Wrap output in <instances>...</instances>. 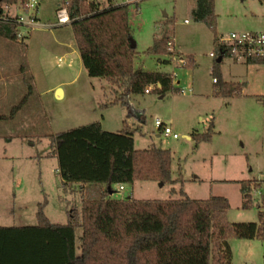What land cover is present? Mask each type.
Instances as JSON below:
<instances>
[{
  "label": "rangeland",
  "instance_id": "obj_1",
  "mask_svg": "<svg viewBox=\"0 0 264 264\" xmlns=\"http://www.w3.org/2000/svg\"><path fill=\"white\" fill-rule=\"evenodd\" d=\"M124 1L129 3L136 41L134 67L174 70V85L179 79L182 86L189 83L191 89L185 93L169 90L163 95L155 91L128 93L126 101L112 102L122 98L125 85L89 76L71 25L55 22L57 3L66 4L67 0H38L37 9L28 8L26 3L6 7L12 15L31 16L36 21L22 22L16 41L0 37V74L4 75L0 78V100L18 102L26 92L21 67H28L34 84L32 94L17 112L19 117L16 114L17 118L0 121V224L36 223L40 204L45 205L53 222H66L69 209L79 211L84 186L62 181L51 134L96 120L105 130L133 129L136 149L167 148L172 155L173 182L160 185L159 181L135 178L123 183L122 190L119 183H113L116 190H110L111 197L223 195L230 202L225 213L228 221H258L257 210L264 207V61H237L225 55L219 65L221 80L244 84L239 92L218 94L219 85L211 74L215 57L209 55L214 32L190 17L194 0ZM214 10L218 36L229 31L264 30V0H215ZM168 33L181 52L175 44L171 48L167 44L159 54L145 52L154 38ZM186 54H192L196 62ZM179 56L185 58L184 63L178 61ZM58 57L65 58L62 65H57ZM57 84L65 90L62 97H56ZM26 112L34 113L35 118L25 116L34 124H23L21 115ZM157 117L178 137L157 129ZM211 121L215 133L209 141L197 143L191 133L207 131ZM244 179L253 180L254 204L249 208L241 205L240 181ZM81 234L82 228L76 227L77 252ZM227 241L231 264H264L260 237L229 234Z\"/></svg>",
  "mask_w": 264,
  "mask_h": 264
},
{
  "label": "trees",
  "instance_id": "obj_2",
  "mask_svg": "<svg viewBox=\"0 0 264 264\" xmlns=\"http://www.w3.org/2000/svg\"><path fill=\"white\" fill-rule=\"evenodd\" d=\"M28 1L0 0L1 38L18 40L23 23L19 15L10 14L6 7ZM214 5L215 0H194L190 17L214 32L215 60L211 74L219 85L217 93L227 95L231 90L239 92L244 82L221 80L219 65L227 49L218 39ZM66 6L87 74L125 85L122 98L112 102L126 101L128 93H143L146 88L162 95L177 90L171 73L134 67L136 47L130 41L133 34L128 2L101 5L98 0H67ZM172 39L171 33L160 35L145 52L159 54ZM219 56L221 60L217 61ZM256 60L259 59L247 62ZM27 69H20L26 92L18 102L0 100V121L17 118L18 110L32 94L33 77ZM8 107L9 112L4 113ZM25 116L34 117V113L21 115L24 125L34 124L25 120ZM213 133L211 121L207 131H193L191 135L198 143L209 141ZM133 134L128 127L105 130L97 120L52 133L62 181L84 186L80 209L67 210L66 222L60 223L51 221L45 205L40 204L36 223L0 224V264H231L229 234L260 237L264 241V207L257 210L258 221H228L225 213L230 202L223 195L192 198L182 194L167 199L111 197L107 186L113 183L133 182L135 178L174 181L170 150L136 149ZM252 184L251 179L240 181L243 208L254 204ZM76 227L82 228L79 252Z\"/></svg>",
  "mask_w": 264,
  "mask_h": 264
},
{
  "label": "built area",
  "instance_id": "obj_3",
  "mask_svg": "<svg viewBox=\"0 0 264 264\" xmlns=\"http://www.w3.org/2000/svg\"><path fill=\"white\" fill-rule=\"evenodd\" d=\"M101 5H110L124 3V0H98ZM66 3V2H65ZM38 0H29L26 3L28 8L36 9ZM57 20L56 24H65L69 21V15L67 11L66 4L60 3L56 8ZM19 20L28 23H34L36 20L31 16L25 17L19 15ZM20 35V33L18 34ZM219 42L224 44L227 49V54L234 58L237 61H248L249 59H259L264 61V30L263 31H229L221 33L218 37ZM173 41H168V45L171 48ZM211 56H214L213 51L210 52ZM179 62L184 63L185 58L183 56L177 57ZM65 61V58L58 57V63ZM174 75V73H173ZM172 75V77H173ZM213 81H216V78H213ZM176 86V85H175ZM177 91L185 93L186 90H190V86H182L180 83L176 86ZM149 88L145 89V92H148ZM155 124L157 129H162V133L165 135H172L173 137H178V133L172 131L171 127L163 121L161 118L155 119ZM108 193L110 190L115 191L112 185H108ZM119 190L124 189L123 184L119 185Z\"/></svg>",
  "mask_w": 264,
  "mask_h": 264
},
{
  "label": "crops",
  "instance_id": "obj_4",
  "mask_svg": "<svg viewBox=\"0 0 264 264\" xmlns=\"http://www.w3.org/2000/svg\"><path fill=\"white\" fill-rule=\"evenodd\" d=\"M60 4V2L59 3H57V6ZM194 5V4H193ZM192 7V6H191ZM60 25H65V24H60ZM59 26V25H58ZM56 27V26H55ZM172 41L174 42L173 44H175V46H176V48H177V50L179 51V52H181V50L179 49V45L175 42V39H174V36H173V39H172ZM186 55H191V58H192V60H193V63H195L196 62V58L192 55V54H186ZM209 55H210V53H209ZM211 56V55H210ZM211 57H214V56H211ZM81 59V58H80ZM161 60V59H160ZM164 60H166V59H164ZM63 62L64 61H62L60 64L58 63V58H57V61H56V63H57V65H62L63 64ZM165 62V61H164ZM168 63V62H167ZM192 63V64H193ZM169 64H171L170 62H169ZM211 69H212V66H211ZM164 72H169L170 73V71H164ZM171 73H172V75H173V73H174V75H173V77L174 76H176V72L173 70V71H171ZM15 74H17V73H15ZM3 74H0V78H3L4 77V75L2 76ZM6 76H9V75H6ZM224 80H227V79H224ZM214 82V81H213ZM173 83H174V81H173ZM180 83V80L179 79H177V81H176V86L178 85ZM187 85H189L190 86V88H191V85L188 83ZM61 88V91H62V93H61V96L60 97H62V96H64L65 95V90H64V88L63 87H61L60 86V84H57L56 86H55V88H54V91H56V89L57 88ZM53 91V90H52ZM13 92V90L11 91V93ZM5 94H6V92H5ZM183 135L185 136V137H189L188 135V133H183ZM113 185V184H112Z\"/></svg>",
  "mask_w": 264,
  "mask_h": 264
},
{
  "label": "water",
  "instance_id": "obj_5",
  "mask_svg": "<svg viewBox=\"0 0 264 264\" xmlns=\"http://www.w3.org/2000/svg\"><path fill=\"white\" fill-rule=\"evenodd\" d=\"M130 41H131V46L132 47H136V41L134 40L133 37H131ZM220 60H221V56L218 57L217 61H220ZM61 93H62L61 88L60 87L57 88L56 91H55L56 97H60ZM159 184L162 185L163 182L160 181Z\"/></svg>",
  "mask_w": 264,
  "mask_h": 264
}]
</instances>
